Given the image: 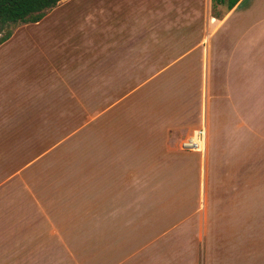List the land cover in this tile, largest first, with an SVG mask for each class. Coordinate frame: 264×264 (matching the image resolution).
Instances as JSON below:
<instances>
[{
  "label": "rangeland",
  "instance_id": "374dc122",
  "mask_svg": "<svg viewBox=\"0 0 264 264\" xmlns=\"http://www.w3.org/2000/svg\"><path fill=\"white\" fill-rule=\"evenodd\" d=\"M253 1L248 24L264 17ZM190 7L202 15L184 16ZM43 12L0 25L11 30L0 43V264H215L211 186L222 170L264 167V111L233 157L219 128L202 162L177 147L199 106L208 3L59 0ZM190 48L171 77L134 65L158 70ZM257 58L251 78L264 48ZM135 224L157 238L123 239Z\"/></svg>",
  "mask_w": 264,
  "mask_h": 264
},
{
  "label": "crops",
  "instance_id": "0c3cea01",
  "mask_svg": "<svg viewBox=\"0 0 264 264\" xmlns=\"http://www.w3.org/2000/svg\"><path fill=\"white\" fill-rule=\"evenodd\" d=\"M194 1L201 2L203 5L208 3L210 7V0ZM229 1L231 0H224L222 4L216 6V10L220 6L223 10L218 13L220 17L215 19V23L212 25L205 45L206 58L203 54L199 61L200 74L197 79L200 84V86L198 84L200 97L193 126H197L203 117L206 131L205 150L202 155L195 152L200 162L206 158L209 129H220L219 133L222 132L223 135V139L220 140L226 144L228 151L224 157H233L231 155L236 154L239 146L243 144L242 137L246 135V130L250 129L254 114L264 111L263 69L259 68L255 77L251 78L252 65L250 61L252 54L258 56L259 64L263 61L261 58L264 48V17L259 20V23L248 24L246 15L252 9L255 1L236 0L233 6L228 8ZM200 14L198 9L190 7V12L186 11L184 16ZM221 31L225 34V40L227 38V45L221 47L218 44L221 37H217L213 42L215 48L212 54L211 40ZM169 42L170 40H164V46ZM193 48L176 57L168 58L161 64L163 67L158 70L150 67V65H156L155 62L153 64L149 61L144 63L140 60L134 65L136 67L144 65L148 66V70L151 69L152 74L147 80L161 73L171 77V67L177 58L183 54H190ZM145 51L149 56L150 47H146ZM140 79L137 78V80ZM162 126L160 128L164 129ZM223 153L224 151L220 154ZM221 177L218 184L211 186V197L209 198L212 210L211 242L213 253L218 254L217 262L219 264H264V167L260 165L244 169L229 168L221 171ZM138 223L140 226L154 225V220L146 219ZM134 230L135 232H132ZM148 230L139 232L140 229L135 224L134 229L131 228L126 232L129 234L123 239H127L132 234L135 237L139 235L138 239L144 233L145 236L140 239H145L150 244L151 239L149 238L157 237ZM162 233L164 232L160 231L157 235ZM117 236L115 240L119 241ZM142 247L144 248V245ZM127 256V258L131 257L130 254ZM145 261L147 260H143V262ZM112 262L114 261L104 264ZM118 262L120 261L114 264H118Z\"/></svg>",
  "mask_w": 264,
  "mask_h": 264
},
{
  "label": "trees",
  "instance_id": "16d2710c",
  "mask_svg": "<svg viewBox=\"0 0 264 264\" xmlns=\"http://www.w3.org/2000/svg\"><path fill=\"white\" fill-rule=\"evenodd\" d=\"M59 0H0V25L15 26L19 23H36L44 15V10L52 8ZM224 0H210V22L215 23L219 12L216 6ZM236 0L228 2L227 7L231 8ZM11 30L6 29L0 35V43L8 39Z\"/></svg>",
  "mask_w": 264,
  "mask_h": 264
},
{
  "label": "built area",
  "instance_id": "2783aa9c",
  "mask_svg": "<svg viewBox=\"0 0 264 264\" xmlns=\"http://www.w3.org/2000/svg\"><path fill=\"white\" fill-rule=\"evenodd\" d=\"M205 136V124L202 117L200 123L193 127L189 134L183 135L178 139L177 147L180 150L197 152L202 155L205 150Z\"/></svg>",
  "mask_w": 264,
  "mask_h": 264
}]
</instances>
